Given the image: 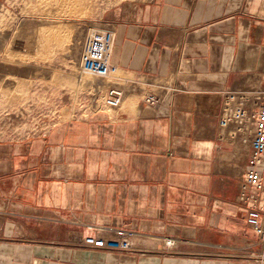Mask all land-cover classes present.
<instances>
[{
	"label": "crops",
	"instance_id": "obj_1",
	"mask_svg": "<svg viewBox=\"0 0 264 264\" xmlns=\"http://www.w3.org/2000/svg\"><path fill=\"white\" fill-rule=\"evenodd\" d=\"M131 18L113 29L119 107L32 131L0 114V264H255L247 160L220 112L236 82L264 85V0H149ZM5 71L0 91L23 84Z\"/></svg>",
	"mask_w": 264,
	"mask_h": 264
},
{
	"label": "rangeland",
	"instance_id": "obj_2",
	"mask_svg": "<svg viewBox=\"0 0 264 264\" xmlns=\"http://www.w3.org/2000/svg\"><path fill=\"white\" fill-rule=\"evenodd\" d=\"M30 1L0 0V68L12 73L13 81H24L9 92L0 91V102L6 103L0 105V114L3 118L10 113L14 124L23 131L47 128L55 122L63 124L104 106L105 87H99V81L79 70L85 38L103 24L114 29L117 23L131 20L135 10L149 0H87L85 10L70 7L76 8L77 14L67 12L69 6H37ZM79 40L81 49L76 56L74 45ZM117 76L118 72L112 74L104 84H118ZM238 84L239 81L227 99L235 107L241 101V95L236 94ZM10 101L11 105H7ZM226 109L227 106L225 112ZM236 129L238 133L223 127L222 138L228 131L235 135L233 157L244 163L249 143L247 140L240 154L241 128Z\"/></svg>",
	"mask_w": 264,
	"mask_h": 264
},
{
	"label": "built area",
	"instance_id": "obj_3",
	"mask_svg": "<svg viewBox=\"0 0 264 264\" xmlns=\"http://www.w3.org/2000/svg\"><path fill=\"white\" fill-rule=\"evenodd\" d=\"M102 26L93 30L85 38L78 59L79 70L99 81V87L100 85L105 87L104 104L108 107H119L126 94V89L119 84L109 86L104 84L105 80L118 71V67L110 61L114 40L113 29L109 24ZM247 79L252 78L244 80ZM230 91L224 97V105L220 112V128L226 126L237 132L236 127H240L241 134L248 132L249 150L246 167L242 169L239 179V200L245 202V222L255 234L257 245L255 252L246 253L240 258L251 259L255 264H264V85L256 80L250 86L245 87V91L238 90L236 94L241 95L239 107L232 106V102L227 100ZM155 102L157 98L154 95L144 98L146 104L153 106ZM167 241V246L174 245ZM82 245L108 251L128 249V243L124 237L108 238L102 235L85 236L82 238Z\"/></svg>",
	"mask_w": 264,
	"mask_h": 264
},
{
	"label": "bare ground",
	"instance_id": "obj_4",
	"mask_svg": "<svg viewBox=\"0 0 264 264\" xmlns=\"http://www.w3.org/2000/svg\"><path fill=\"white\" fill-rule=\"evenodd\" d=\"M91 1V0H90ZM30 2H35L37 6H45V5H49V4H53V5H57V4H60V5H65L69 6L68 8V11L67 12H70L71 14H77V10L76 8H81L83 10H85L87 8V0H32ZM76 7L74 9H70V7ZM67 28H65L66 30ZM68 31V30H67ZM81 42L79 40V42H77L75 45H74V53L75 55L77 56V54L79 53V50L81 49ZM79 77V76H78ZM83 77L80 75V79H82ZM256 80L255 79H247L245 80V83L242 84L240 87H238V90L240 91H245V87H248L250 86L253 82H255ZM96 83V82H95ZM99 82H97L98 84ZM235 85V84H234ZM251 95V94H250ZM251 97V96H250ZM250 107H251V104H250ZM246 129V128H245ZM248 132H243V134L240 135V140L238 143H240V147H241V150H240V154H242V148L243 146H247V140H248ZM236 143V142H235ZM167 241V240H166ZM169 244H174L176 243L175 240H170V241H167Z\"/></svg>",
	"mask_w": 264,
	"mask_h": 264
}]
</instances>
